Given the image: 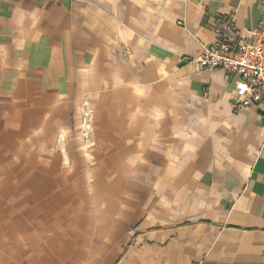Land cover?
<instances>
[{
	"label": "crops",
	"instance_id": "0c3cea01",
	"mask_svg": "<svg viewBox=\"0 0 264 264\" xmlns=\"http://www.w3.org/2000/svg\"><path fill=\"white\" fill-rule=\"evenodd\" d=\"M263 7L0 0V264H264L260 115L185 63Z\"/></svg>",
	"mask_w": 264,
	"mask_h": 264
},
{
	"label": "built area",
	"instance_id": "2783aa9c",
	"mask_svg": "<svg viewBox=\"0 0 264 264\" xmlns=\"http://www.w3.org/2000/svg\"><path fill=\"white\" fill-rule=\"evenodd\" d=\"M214 32L216 39L197 55L186 58L185 63L197 70L220 67L229 77H235L234 109L255 108L264 128V7L248 38H240L229 16L218 18Z\"/></svg>",
	"mask_w": 264,
	"mask_h": 264
},
{
	"label": "rangeland",
	"instance_id": "374dc122",
	"mask_svg": "<svg viewBox=\"0 0 264 264\" xmlns=\"http://www.w3.org/2000/svg\"><path fill=\"white\" fill-rule=\"evenodd\" d=\"M78 114L82 118L80 120V122L82 121V123L81 126L79 127V131L82 133L83 139L88 138V133H89L88 130L91 127V125L84 123H85V119L87 120L88 118L90 119L92 117V109L89 107L87 100H84L80 108H78Z\"/></svg>",
	"mask_w": 264,
	"mask_h": 264
}]
</instances>
